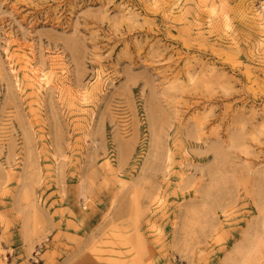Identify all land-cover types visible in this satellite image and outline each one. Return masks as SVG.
Here are the masks:
<instances>
[{
    "label": "rangeland",
    "instance_id": "374dc122",
    "mask_svg": "<svg viewBox=\"0 0 264 264\" xmlns=\"http://www.w3.org/2000/svg\"><path fill=\"white\" fill-rule=\"evenodd\" d=\"M0 264H264V0H0Z\"/></svg>",
    "mask_w": 264,
    "mask_h": 264
},
{
    "label": "bare ground",
    "instance_id": "6f19581e",
    "mask_svg": "<svg viewBox=\"0 0 264 264\" xmlns=\"http://www.w3.org/2000/svg\"><path fill=\"white\" fill-rule=\"evenodd\" d=\"M37 72H36V70H34V69H30L29 70V76H28V78H32V79H34L35 77H37V80H34L38 85H40L39 83H38V81H42L43 80V83H45V84H47V81H45V77H44V75H40L39 74V76H37ZM42 77V78H41ZM255 261V260H254Z\"/></svg>",
    "mask_w": 264,
    "mask_h": 264
}]
</instances>
